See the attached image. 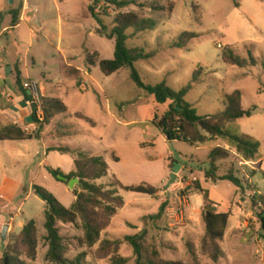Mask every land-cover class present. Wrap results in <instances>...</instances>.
Masks as SVG:
<instances>
[{
    "label": "rangeland",
    "instance_id": "374dc122",
    "mask_svg": "<svg viewBox=\"0 0 264 264\" xmlns=\"http://www.w3.org/2000/svg\"><path fill=\"white\" fill-rule=\"evenodd\" d=\"M237 1L239 7L233 0H137L165 7L154 11L138 3L118 9L108 0H0V104L10 106L13 93H21L18 75L22 85L28 79L38 81L47 90L45 94L53 91L68 105V116L60 118L72 135L63 143L103 156L108 162L109 174L97 184L109 188L116 176L125 186L150 184L158 190L152 196L119 188L125 206L92 247L80 243V219L76 223L58 222L70 259L84 254L83 264H116L120 258L127 259L125 264H136L134 247L125 237L139 234L144 255L156 250L160 258L186 264H264V238L260 234L264 212V0ZM90 5L99 13L106 32L113 28L119 12L133 11L158 19L154 30L129 40L132 47L156 52L154 57L135 63V68L145 83L166 81L176 90L196 76L198 81L186 100L199 115L224 112L227 95L242 91L243 107L256 110L251 116L227 122L225 127L260 142L259 162H246L234 152L213 163V148L232 150L223 140L195 145L168 140L155 120L167 112L170 102L158 103L154 95L138 87L130 67L106 76L98 64H88L89 55L94 54L97 60L113 59L115 50V40L101 35L102 27L91 14ZM23 7L22 20L8 30L12 13L17 11L20 17ZM184 32L200 36L184 48H173ZM226 49L246 59L251 51L258 63L248 67L227 64L223 60ZM67 63L83 71L78 69L79 75H72ZM8 67L13 73L7 72ZM78 82H83L85 89L77 86ZM77 113L89 119L77 117ZM5 122L0 114V123ZM56 126L47 124L42 129L48 127L55 134ZM3 144L0 142V258L5 248L17 243L22 226L35 220L37 256L30 260L24 254L23 258L30 264H57L46 257L47 205L34 185L47 188L67 208L75 202L73 190L82 189L78 184L71 189L47 173L41 164L40 139ZM175 162L180 165L176 172ZM50 163L74 169L69 159L59 156H52ZM230 171L243 180L242 188L221 178ZM196 182L209 190L213 210L231 214L226 236L218 242L223 255L217 262L211 258L213 248L206 243L204 199ZM7 224V236L3 237ZM107 239L120 244L102 248Z\"/></svg>",
    "mask_w": 264,
    "mask_h": 264
},
{
    "label": "trees",
    "instance_id": "16d2710c",
    "mask_svg": "<svg viewBox=\"0 0 264 264\" xmlns=\"http://www.w3.org/2000/svg\"><path fill=\"white\" fill-rule=\"evenodd\" d=\"M100 0H95L98 3ZM237 7L240 3L233 0ZM110 4L115 5L118 9L137 4L141 7H149L154 11H163L165 7L157 2H142L137 0H108ZM174 6L169 7L172 14ZM89 10L98 24L102 27L101 35L115 40V51L113 59L97 60L94 54L88 56V64L100 66V69L106 76H110L123 68L132 69V78L138 87L155 96L158 103H169L167 112L161 117L156 118V125L166 135L168 140L185 141L190 144H200L210 141L223 140L231 149L217 146L212 149L210 158L213 163L229 158L234 152L240 155L245 161L257 162L260 142L248 135L234 134L225 127L227 122L239 119L244 116H251L256 107L245 109L242 105V91L236 90L227 95L226 109L218 115H199L197 109L192 103L186 100V95L192 88L193 84L198 81L195 76L190 84L181 90L172 88L166 81L152 85L147 84L135 68V63L140 60L150 59L156 55V52H146L142 47H132L129 40L138 34L154 30L158 25V19L154 16H144L136 12H119L114 20V26L110 32H106V26L103 24L99 13L95 11L94 5H90ZM19 13V12H18ZM17 11L12 13L11 27H16L19 23V14ZM133 29L129 34L128 30ZM199 34L184 32L173 42V48H184L190 40L199 37ZM225 63L239 67L255 66L258 61L254 54L249 51V58H242L232 49H226L223 53ZM67 71L75 76L79 75V70L67 66ZM22 78L18 75L16 83L21 88L24 101L32 107V120L38 125V130L28 131L17 123L0 124V141H27L41 138V129L45 125L52 123L56 116L66 118L68 116V106L61 98L42 96V106L44 119L40 120L37 116V104L33 95L23 89ZM77 117L87 118L81 113ZM57 120V119H56ZM58 123V122H57ZM68 125L60 123L56 126V133L59 138L69 137L72 135L67 130ZM48 151H59L62 154H70L74 158L75 170L66 174L60 168H54L47 165L48 172L59 182L68 184L71 179L78 178V186L82 189L73 190L76 196L75 202L71 208L65 207L62 202L47 188L34 185L35 192L41 199L46 202L47 210L45 212V229L47 231L46 240L48 250L46 257L48 260L57 264H83L84 254H80L75 259L67 256L68 246L65 237L60 233L58 222L76 223L81 220L83 236L80 238L82 245L92 247L101 240L102 232L110 225L113 217L119 209L125 206L124 197L119 194L118 189H125L147 195H156L158 190L150 184H140L125 186L115 176L114 184L106 188L97 184V180L108 176L109 164L103 156L93 155L81 147H71L68 145H59L48 148ZM116 161L119 157L114 156ZM215 166V165H214ZM217 170L215 166L214 171ZM62 175L68 180H62ZM222 179L229 180L237 187H243V180L236 176L232 171L224 174ZM197 188L203 194L204 211L202 214L203 221L206 225V243L213 248L211 258L213 261H219L223 255V250L218 242L225 237L229 225L231 214L229 212H217L212 208V200L209 190L202 187L200 182H196ZM264 213V212H263ZM261 214L262 231L261 236L264 238V215ZM19 240L12 247H7L0 258V264H30L23 255L28 259L35 260L37 256L38 237L36 221L31 220L26 223L18 235ZM142 235H128L125 239L134 247L136 255V264H186L179 260H166L159 257L156 250L143 254V245L141 243ZM17 244L23 246L19 249ZM119 240H105L102 242V248H109L113 245L118 247ZM126 258H120L116 264H125Z\"/></svg>",
    "mask_w": 264,
    "mask_h": 264
},
{
    "label": "crops",
    "instance_id": "0c3cea01",
    "mask_svg": "<svg viewBox=\"0 0 264 264\" xmlns=\"http://www.w3.org/2000/svg\"><path fill=\"white\" fill-rule=\"evenodd\" d=\"M24 10H25V7H23V11L21 12V15L19 17V21L22 20V18H23ZM65 66L66 67L67 66L73 67V65H71L70 63L65 64ZM78 69L83 71L80 68H78ZM9 73H13V69L12 68H11V71ZM82 75L85 76V74H82ZM40 85H41V88H42V96H51V97L61 98L64 101V103L67 105V103L65 102V99L63 97H61V96H55L53 91H50L51 92L50 94H45V92L47 90L43 88V85L41 83H40ZM77 86H79L80 88L85 89V86L83 85V82H81L80 84L78 82ZM10 92L13 93L15 91H10ZM13 96H14V98L10 99L13 102L10 106H8L5 103L4 104H0V114L3 117H5V119H6V122L3 123L2 125L10 124V123H17V124L21 125L22 127H24L28 131H36V130H38V125L32 120V107H31V105L28 102L24 101V96L22 95V92L21 93L15 92V93H13ZM68 110H69V108H68ZM61 118L59 116H56L54 118V120L52 121V123H50V124L54 127V126H56L57 122L65 123ZM65 124H67V123H65ZM50 131L51 130H49L48 127L46 129H44V130L42 129L41 130V138H38L43 143L42 148H41V155L43 156L41 164H42L43 167H45V169H46L48 174H50V173L48 172L46 166L47 165H51L50 158L52 156L53 157L59 156L61 158L69 159L70 163L74 164V158L70 154H62L59 151H48V148L53 147V146H59V145H68V146L74 147L71 144H64L63 143V141L66 138H69L70 136L69 137L59 138L58 137V133L54 134V133H52ZM27 141H29V140H27ZM0 142L4 143L3 145H8V144H5V143L24 142V141H0ZM5 152L7 153V151H5ZM7 155H9V154L7 153ZM246 162H248V161H246ZM258 162H259V160L257 162H252V163H258ZM51 166H53V165H51ZM55 166H53V167L54 168H60L66 174H68L71 171L75 170V164H74V169H72V166L70 165V167L67 168L66 170H64L61 167H59L60 166L59 163H56ZM4 198L6 199V197H4ZM75 199H76V196H75ZM23 226H22V228H23ZM225 236H226V234H225Z\"/></svg>",
    "mask_w": 264,
    "mask_h": 264
},
{
    "label": "built area",
    "instance_id": "2783aa9c",
    "mask_svg": "<svg viewBox=\"0 0 264 264\" xmlns=\"http://www.w3.org/2000/svg\"><path fill=\"white\" fill-rule=\"evenodd\" d=\"M219 47H221V44H219ZM23 89L29 91L37 104V116L40 120L44 119V111L42 106V88L38 81L36 80H26L23 83Z\"/></svg>",
    "mask_w": 264,
    "mask_h": 264
},
{
    "label": "water",
    "instance_id": "95a60500",
    "mask_svg": "<svg viewBox=\"0 0 264 264\" xmlns=\"http://www.w3.org/2000/svg\"><path fill=\"white\" fill-rule=\"evenodd\" d=\"M10 1H11V3L14 2V0H10ZM10 71H11V68L8 67L7 72H10ZM179 168H180V165H179L178 163L175 162V163H174V167H173V171L176 172ZM59 178L62 179V180H65V181L68 180L66 177H64V176H62V175H60ZM78 183H79V179H78V178H74V179H71V180L69 181L68 184H69V187H70L71 189H73L74 186H75L76 184H78ZM8 229H9V224L5 225V227H4L3 237H6V236H7Z\"/></svg>",
    "mask_w": 264,
    "mask_h": 264
}]
</instances>
